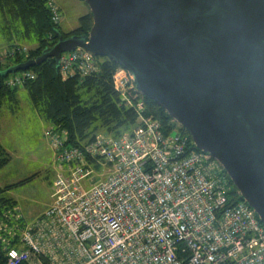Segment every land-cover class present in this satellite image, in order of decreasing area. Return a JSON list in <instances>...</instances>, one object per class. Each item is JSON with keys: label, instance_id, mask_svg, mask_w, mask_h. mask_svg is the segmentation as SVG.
Wrapping results in <instances>:
<instances>
[{"label": "built area", "instance_id": "obj_1", "mask_svg": "<svg viewBox=\"0 0 264 264\" xmlns=\"http://www.w3.org/2000/svg\"><path fill=\"white\" fill-rule=\"evenodd\" d=\"M54 22L60 8L49 0ZM97 56L76 48L61 54L64 80L100 70ZM23 70L10 86L35 78ZM112 85L137 123L118 137L97 134L80 147L65 130L45 132L57 164L54 202L23 228L6 264H264V223L246 201H234L221 163L193 150L179 130L165 133L147 114L135 77L119 65ZM112 165L96 180L95 166Z\"/></svg>", "mask_w": 264, "mask_h": 264}, {"label": "water", "instance_id": "obj_2", "mask_svg": "<svg viewBox=\"0 0 264 264\" xmlns=\"http://www.w3.org/2000/svg\"><path fill=\"white\" fill-rule=\"evenodd\" d=\"M88 34L65 36L1 77L80 47L134 74L140 92L218 160L264 223V0H85Z\"/></svg>", "mask_w": 264, "mask_h": 264}, {"label": "trees", "instance_id": "obj_3", "mask_svg": "<svg viewBox=\"0 0 264 264\" xmlns=\"http://www.w3.org/2000/svg\"><path fill=\"white\" fill-rule=\"evenodd\" d=\"M82 1L86 3L85 0ZM0 14L4 27L14 28L17 36L25 39L36 36L39 40V45L35 49L17 51L9 56L8 58L12 60L10 63L0 61V70L38 57L44 48L57 42L56 29L61 30L66 37L74 34L83 35L89 33L94 23V15L89 10L79 18V25L74 30L64 31L60 24L52 19L49 0H0ZM97 57L102 59L100 70L83 78L73 76L64 80L53 57L31 67L29 70L36 76L23 85L10 86L7 83L10 74L7 77L0 76V110L10 102L11 110L15 111L18 105L17 92L20 87H24L41 115L53 126L65 130L69 144L82 147L91 142L100 130L113 137L120 136L133 127L138 118L131 108L121 103L119 95L113 88L111 77L119 64L105 56ZM141 96L147 103V114L162 122L165 133L179 130L187 137L191 149L200 150L185 127L179 125L154 100L144 94ZM11 159L12 155L0 142V169ZM224 174L231 187L232 199L243 201L225 169ZM37 175L38 173L16 183L0 186V264L7 263L8 250L19 245L20 233L25 227L19 223L13 225L17 201L2 194L11 188L24 185ZM42 259L48 264L46 258Z\"/></svg>", "mask_w": 264, "mask_h": 264}, {"label": "rangeland", "instance_id": "obj_4", "mask_svg": "<svg viewBox=\"0 0 264 264\" xmlns=\"http://www.w3.org/2000/svg\"><path fill=\"white\" fill-rule=\"evenodd\" d=\"M76 13H79L77 9ZM4 26L0 14V61L3 63H10L12 60L8 57L17 51L26 52L39 45L36 36L25 39L17 36L14 28H5ZM12 35L13 37H11ZM11 43H16V45L11 46ZM96 59L101 64L102 59L99 57ZM17 95L18 105L15 111L11 110L10 102H7L0 110V142L12 155L11 161L0 169V186H7L11 182L16 183L38 173L31 181L11 188L2 194L17 201V206L14 208L13 220L15 219V221L13 225L19 223L25 226L35 224L54 202L57 164L53 147L45 135V128H41L38 123L28 91L24 87H20ZM132 110L136 114L135 110ZM44 120L46 126H53L48 120ZM98 134L107 133L100 130ZM95 170L92 177H95L96 180L88 178L82 181L85 189L90 188L96 181L108 177L112 173L113 167L112 165H102L100 168L95 166ZM16 248L19 249L18 246Z\"/></svg>", "mask_w": 264, "mask_h": 264}, {"label": "crops", "instance_id": "obj_5", "mask_svg": "<svg viewBox=\"0 0 264 264\" xmlns=\"http://www.w3.org/2000/svg\"><path fill=\"white\" fill-rule=\"evenodd\" d=\"M51 1L57 4L60 8L61 19L59 24L64 31L74 30L79 25V18L89 11L88 6L84 4L82 0H51ZM76 9L79 11V13H76ZM33 109L36 111L35 113L37 115V120L39 125L41 126V128L43 129L45 128L44 132H46L52 126L51 125L46 126V121L44 120L45 118L41 115L38 109L34 107V105H33ZM13 183L15 182H11L9 184H13Z\"/></svg>", "mask_w": 264, "mask_h": 264}]
</instances>
